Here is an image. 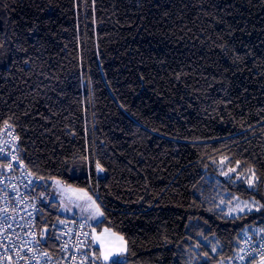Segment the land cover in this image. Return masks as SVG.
Instances as JSON below:
<instances>
[{
  "label": "trees",
  "instance_id": "trees-1",
  "mask_svg": "<svg viewBox=\"0 0 264 264\" xmlns=\"http://www.w3.org/2000/svg\"><path fill=\"white\" fill-rule=\"evenodd\" d=\"M6 120L49 240L57 179L125 236L113 264L233 260L264 228V0H0ZM235 200L258 209L228 216Z\"/></svg>",
  "mask_w": 264,
  "mask_h": 264
},
{
  "label": "built area",
  "instance_id": "built-area-1",
  "mask_svg": "<svg viewBox=\"0 0 264 264\" xmlns=\"http://www.w3.org/2000/svg\"><path fill=\"white\" fill-rule=\"evenodd\" d=\"M16 138L12 127L10 131L2 127L0 264H105L92 249L89 229L81 219L66 220L54 228L50 240L51 232L46 242L42 241L43 231L39 226L42 178L24 161L21 144ZM240 240L235 264H264V232L258 235L244 232Z\"/></svg>",
  "mask_w": 264,
  "mask_h": 264
},
{
  "label": "rangeland",
  "instance_id": "rangeland-1",
  "mask_svg": "<svg viewBox=\"0 0 264 264\" xmlns=\"http://www.w3.org/2000/svg\"><path fill=\"white\" fill-rule=\"evenodd\" d=\"M48 187L50 188L45 192L44 199L59 204L61 220L81 219L86 223L90 232V245L95 252L98 251L99 258L103 263L113 264L126 255L128 244L125 236L115 232L107 224L101 225L104 220V212L96 197L84 189L66 186L57 179L53 180ZM88 197H91V200ZM92 201L95 202V206L99 207V211L103 212V216L95 212ZM224 208L227 210L228 216H238L258 209L255 202L246 200H235L224 205ZM240 208H243L244 211H240ZM263 232L264 228L259 225H253L247 229L248 235L262 234ZM96 237H103V246L101 241L95 239ZM119 237H123V241L119 240ZM105 253L108 254L107 260L103 258ZM236 259L223 261L219 264H235ZM252 264L262 263L254 262Z\"/></svg>",
  "mask_w": 264,
  "mask_h": 264
},
{
  "label": "snow or ice",
  "instance_id": "snow-or-ice-1",
  "mask_svg": "<svg viewBox=\"0 0 264 264\" xmlns=\"http://www.w3.org/2000/svg\"><path fill=\"white\" fill-rule=\"evenodd\" d=\"M3 123H4V126H5V130H6V131H10V129H11L12 126H11V124L9 123V121L6 120V121H4ZM16 139H18V137H17ZM3 152H4V149H3V148H0V153H3ZM224 161H228V157H224V160H222L221 163L223 164ZM228 162L231 163V161H228ZM236 164H237V167H239L240 162L237 161ZM8 167H11V164H9ZM97 167L100 168V165L97 164ZM101 171H102V169H101ZM235 171H236L235 168H230V169L228 170V172H224L223 174L226 175V176H228L231 172H235ZM253 175H254V172H253ZM88 199L91 200V197H88ZM92 204L95 206V202H94V201H92ZM239 210H240V211H244L243 208H240ZM95 212L98 213L100 216H103V212H100V211H99V207H98V206H95ZM106 231H107V230H106ZM84 235L87 236L88 234L85 233ZM95 239L101 241L102 246H103V237H96ZM119 240L123 241V237H119ZM213 250L215 251V249H213ZM44 255H47V254L45 253ZM103 258H104L105 260H107V259H108V254L105 253Z\"/></svg>",
  "mask_w": 264,
  "mask_h": 264
},
{
  "label": "water",
  "instance_id": "water-1",
  "mask_svg": "<svg viewBox=\"0 0 264 264\" xmlns=\"http://www.w3.org/2000/svg\"><path fill=\"white\" fill-rule=\"evenodd\" d=\"M49 233H50V230H43V233H42V241L45 243L48 236H49Z\"/></svg>",
  "mask_w": 264,
  "mask_h": 264
},
{
  "label": "bare ground",
  "instance_id": "bare-ground-1",
  "mask_svg": "<svg viewBox=\"0 0 264 264\" xmlns=\"http://www.w3.org/2000/svg\"><path fill=\"white\" fill-rule=\"evenodd\" d=\"M52 229V228H51ZM54 229V228H53Z\"/></svg>",
  "mask_w": 264,
  "mask_h": 264
}]
</instances>
